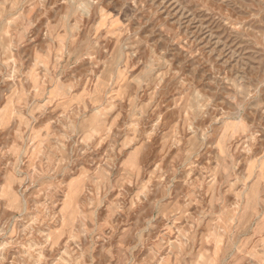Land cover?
<instances>
[{
    "label": "rangeland",
    "instance_id": "rangeland-1",
    "mask_svg": "<svg viewBox=\"0 0 264 264\" xmlns=\"http://www.w3.org/2000/svg\"><path fill=\"white\" fill-rule=\"evenodd\" d=\"M0 264H264V0H0Z\"/></svg>",
    "mask_w": 264,
    "mask_h": 264
}]
</instances>
